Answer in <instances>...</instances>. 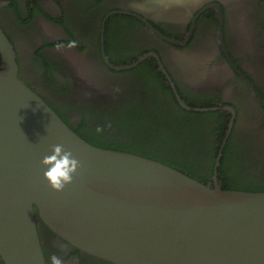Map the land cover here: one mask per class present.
Masks as SVG:
<instances>
[{
	"label": "flooded vegetation",
	"instance_id": "obj_1",
	"mask_svg": "<svg viewBox=\"0 0 264 264\" xmlns=\"http://www.w3.org/2000/svg\"><path fill=\"white\" fill-rule=\"evenodd\" d=\"M0 28L20 78L87 142L116 147L109 126L119 120L129 135L121 145L134 146L145 128L139 115L160 114V99L164 114L203 125L202 142L187 158L168 145L149 157L206 184L217 171L224 190L264 191V0H0ZM139 98L149 101L145 109ZM38 230L47 264L51 255L62 264H113L43 223Z\"/></svg>",
	"mask_w": 264,
	"mask_h": 264
},
{
	"label": "water",
	"instance_id": "obj_2",
	"mask_svg": "<svg viewBox=\"0 0 264 264\" xmlns=\"http://www.w3.org/2000/svg\"><path fill=\"white\" fill-rule=\"evenodd\" d=\"M0 56L4 264H47L41 223L77 250L113 264H264V191L224 190L217 171L213 185L206 184L163 162L87 142L20 78L1 28ZM55 145L79 162L60 192L48 186L41 167Z\"/></svg>",
	"mask_w": 264,
	"mask_h": 264
},
{
	"label": "rangeland",
	"instance_id": "obj_3",
	"mask_svg": "<svg viewBox=\"0 0 264 264\" xmlns=\"http://www.w3.org/2000/svg\"><path fill=\"white\" fill-rule=\"evenodd\" d=\"M149 101H146L142 98H139L134 103H138L141 105L144 109L148 105ZM159 103L157 105L160 106L161 113L160 114H147V113H141L139 115V118L137 119V123H142V125L145 126V128L149 131L154 132L155 135H158L159 137L164 136L166 139L171 140L169 131H176L174 133V136H178L174 141V144L176 146H180L182 150L179 152V154H183L182 157L187 158L188 154L190 152H197L199 149V144H201L202 139L200 138V135L204 131V127L202 124H195L194 126H191V124L188 122L187 124L185 122L179 123L177 118L178 116L175 115L173 118L171 116H168L167 114L163 113V103L159 99ZM101 108H106L105 105H102ZM107 115L104 118L110 119L113 116L104 113ZM145 128H140L143 130H146ZM179 133V134H178ZM241 174V173H240ZM249 182L255 183L257 180L256 174L252 176L247 177Z\"/></svg>",
	"mask_w": 264,
	"mask_h": 264
},
{
	"label": "clouds",
	"instance_id": "obj_4",
	"mask_svg": "<svg viewBox=\"0 0 264 264\" xmlns=\"http://www.w3.org/2000/svg\"><path fill=\"white\" fill-rule=\"evenodd\" d=\"M41 167L44 169L43 178L48 186L53 191L60 192L72 182L79 162L71 152L64 150L61 145H55L50 154L41 160ZM49 260L50 264H62L60 257L56 255H51Z\"/></svg>",
	"mask_w": 264,
	"mask_h": 264
},
{
	"label": "trees",
	"instance_id": "obj_5",
	"mask_svg": "<svg viewBox=\"0 0 264 264\" xmlns=\"http://www.w3.org/2000/svg\"><path fill=\"white\" fill-rule=\"evenodd\" d=\"M120 123L121 122L119 120H115L114 122L110 123L112 126L111 125L109 126L110 127V131H111L112 128L116 130V133H115L117 135L116 136V139L109 140L110 141V144H112V145H114L116 147H113V146H110V147H107V146H98V147H105L106 149H111V150H116V151H123V152L133 153V154L145 156V157H148V158H151V159H154V157L153 158L152 157H149L147 151L149 153H154V152L159 153L160 152L161 154H163L162 153V152H164L163 150L164 149H168V146H170L171 147L170 150H173L175 152V154H176L175 156H177L179 154V152L182 150V148L180 146H176L174 144V141H176L175 139L178 138V136H174V134H171V136H173V137L170 136L171 140L166 139V137H164V136H162V137L160 136V142H161V148H160V144H158V142H159V136L158 135H155L154 132L147 130L148 128L146 130L140 129L139 135L137 136L138 139H139V141L137 143H135L134 146H131V147H123V145H121L119 139H121L122 136L123 137H127L129 135H128V131L122 130V128H121L122 125ZM115 124H116L118 130L115 128ZM141 133H143V135H141ZM95 146H97V145H95ZM145 150H146V152H145ZM227 189H229V188H227Z\"/></svg>",
	"mask_w": 264,
	"mask_h": 264
}]
</instances>
